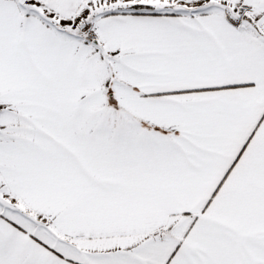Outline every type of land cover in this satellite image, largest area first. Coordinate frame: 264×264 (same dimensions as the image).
<instances>
[{
	"label": "snow or ice",
	"instance_id": "1",
	"mask_svg": "<svg viewBox=\"0 0 264 264\" xmlns=\"http://www.w3.org/2000/svg\"><path fill=\"white\" fill-rule=\"evenodd\" d=\"M0 264H264V0H0Z\"/></svg>",
	"mask_w": 264,
	"mask_h": 264
}]
</instances>
